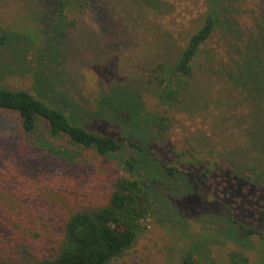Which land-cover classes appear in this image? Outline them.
<instances>
[{"label": "trees", "instance_id": "trees-1", "mask_svg": "<svg viewBox=\"0 0 264 264\" xmlns=\"http://www.w3.org/2000/svg\"><path fill=\"white\" fill-rule=\"evenodd\" d=\"M64 1V10L80 4ZM203 8L186 45L162 53L145 93L165 110L209 118L217 143L214 161L194 152L187 158V148L174 150L171 164L156 156L152 141L162 137L169 117L147 110L134 82H115L98 98L101 107L94 114L100 115L105 103L117 132L83 121L76 114L80 104L68 113L38 92L0 82V109L14 112L24 132L41 123L50 134L101 155L131 151L124 162L128 174L117 177L104 201L70 209L56 245L32 264H110L137 243L144 221L158 208L166 209V218L184 221L173 233V250L181 251L178 264H264V0H204ZM6 33L0 44L7 43ZM34 81L37 88V73ZM179 176L178 187L220 204L225 215L202 214L194 219L198 227L189 230L170 201L181 195L174 187ZM7 197L0 188V236L10 233L16 245L36 246L40 232L28 219L33 197L21 187L14 204Z\"/></svg>", "mask_w": 264, "mask_h": 264}, {"label": "rangeland", "instance_id": "rangeland-1", "mask_svg": "<svg viewBox=\"0 0 264 264\" xmlns=\"http://www.w3.org/2000/svg\"><path fill=\"white\" fill-rule=\"evenodd\" d=\"M77 2L64 10V0H0V34L8 32L7 43L0 44V82L38 92L68 113H75L80 104L76 114L83 121L103 132H117L105 103L100 115L94 113L101 107L98 98L103 92L115 82L126 86L130 81L141 87L147 110L169 117L162 137L158 134L152 141L156 156L171 164L173 151L187 148V158L194 152L214 161L217 143L209 118L165 110L145 93L165 49L171 54L185 46L199 26L204 0ZM27 47L31 49L26 51ZM120 106L128 109L125 103ZM130 153L127 147L108 155L85 150L64 136L50 134L41 123L33 132H24L14 112L0 109V188L11 204L17 187L30 193L28 219L33 231L40 232L36 246H19L11 242L10 233L1 235L5 239L0 236V264H32L36 255L48 253L60 239L70 209L104 201L117 177L128 174L124 162ZM182 177L174 186L181 195L170 201L189 230L198 227L194 219L202 214L225 215L220 204L203 202L188 194L187 186L178 187ZM166 214V209L158 208L144 221L137 243L110 264H178L181 251L173 250V233L184 221Z\"/></svg>", "mask_w": 264, "mask_h": 264}]
</instances>
